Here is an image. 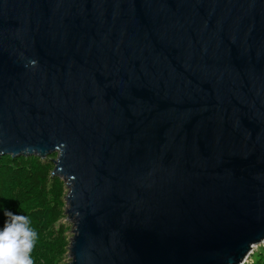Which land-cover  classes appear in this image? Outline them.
<instances>
[{"label": "water", "instance_id": "water-1", "mask_svg": "<svg viewBox=\"0 0 264 264\" xmlns=\"http://www.w3.org/2000/svg\"><path fill=\"white\" fill-rule=\"evenodd\" d=\"M0 154L55 155L68 264H242L264 0H0Z\"/></svg>", "mask_w": 264, "mask_h": 264}, {"label": "trees", "instance_id": "trees-1", "mask_svg": "<svg viewBox=\"0 0 264 264\" xmlns=\"http://www.w3.org/2000/svg\"><path fill=\"white\" fill-rule=\"evenodd\" d=\"M54 158L52 154L42 158L34 154H0V208L22 204L38 232H46L49 225L65 218L67 189L65 182L52 174ZM64 223L69 232L70 224L66 220ZM69 238L37 234L30 252L33 264H60L61 260L68 264Z\"/></svg>", "mask_w": 264, "mask_h": 264}, {"label": "clouds", "instance_id": "clouds-1", "mask_svg": "<svg viewBox=\"0 0 264 264\" xmlns=\"http://www.w3.org/2000/svg\"><path fill=\"white\" fill-rule=\"evenodd\" d=\"M8 217L0 227V264H33L31 249L37 238L31 218L5 210Z\"/></svg>", "mask_w": 264, "mask_h": 264}, {"label": "rangeland", "instance_id": "rangeland-1", "mask_svg": "<svg viewBox=\"0 0 264 264\" xmlns=\"http://www.w3.org/2000/svg\"><path fill=\"white\" fill-rule=\"evenodd\" d=\"M5 210H9L13 213H19L28 216L26 213L27 208L23 207V205L18 202L4 209L0 208V227H2L3 224L6 222V220L8 219V217L5 215ZM64 220L65 219L52 223L51 225H49L46 232L43 231L38 232V229L35 227L34 222L32 220L31 221H32V227L36 230L35 232L37 234L45 237L56 238V236L67 237V235H70V232L66 230L67 225L64 223ZM64 262H66V260H61L60 264H64ZM242 264H264V241L253 245L252 250L249 252L247 258Z\"/></svg>", "mask_w": 264, "mask_h": 264}]
</instances>
